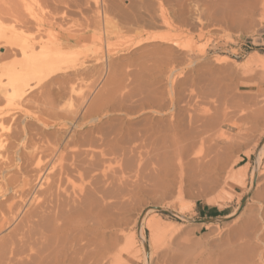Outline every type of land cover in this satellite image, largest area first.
Wrapping results in <instances>:
<instances>
[{
	"label": "rangeland",
	"instance_id": "1",
	"mask_svg": "<svg viewBox=\"0 0 264 264\" xmlns=\"http://www.w3.org/2000/svg\"><path fill=\"white\" fill-rule=\"evenodd\" d=\"M86 1L0 0V36L14 42L20 39L19 34L21 33L26 36L37 34L35 27H22L15 21V17L10 15L11 9L16 7L20 12L25 11V8H30L35 21L45 24L40 33L45 39L60 33L88 36L90 32L96 35L95 26L89 25V18L95 17V0H88L91 1L88 5L85 4ZM108 1L111 3L114 0ZM128 2L135 7L134 13L142 12L144 20L139 26L127 29L126 24L122 22L123 17L112 14L116 24L115 27L112 25L111 29L108 28L109 42L104 41L100 51L101 53L103 50L101 62L106 63L105 71H101L100 74H96L95 71H93L94 75L93 72L92 74L87 73V70H90L88 68L95 65V61L82 45L80 46L81 52L77 53L73 60L67 62L69 65L76 64L77 66L84 62L87 67L82 70V74L71 75L68 78L48 79L49 83L46 81L36 84L30 81L31 87L28 86L30 94L27 92V97L21 98L11 85V79H15L18 83L21 82L19 79L23 70L19 63L20 53L17 52L14 55L16 51L0 46V56L1 54L3 56L0 58V86L2 85L0 89H3L0 93V113L4 112V115H9L11 112L12 115L10 114L8 118L13 116L9 121L7 119L5 123L0 124V134L12 135L14 132L13 134L17 135L21 132L18 130L19 126L23 129L30 127L29 131L32 130L30 133L33 134L40 133V129H43L36 140L40 146L41 144L49 146L52 143L48 141L53 139L54 130L60 126V128H68L71 131H86L92 123L87 126L88 128L78 126L77 129L76 122L81 119L83 113L98 111L97 106L103 107L104 105V114L111 117L113 124L117 126L125 122L120 125L124 127L122 128L124 132L119 137L125 136L127 141L126 137L131 135L128 137H131L128 139L131 145L135 143L134 141L137 143L139 138L138 141L142 143L145 141V145H140L141 143L138 142L140 147L137 144H134L137 147L132 145L139 150V153L134 151L135 148L132 150V153H135L134 158L137 159L136 164L138 157L148 156L146 160L142 158L144 164L142 163L140 167L142 166L143 169L141 173L136 174V178L137 175L141 176V180L144 178L142 183L138 180L140 177L137 178L140 189L135 191V194L121 198L124 205L121 206L122 208L120 206L115 208L114 212H117L119 218L120 216L125 218L123 221H127V225L134 231L138 229L136 232L143 226L148 251H150V231L144 220H139L143 210L147 212L152 208L153 211L149 212V215L157 213L167 221L180 223L179 230L167 237L165 248L158 252L152 264H161L165 257H170L168 264H264V259L258 255L260 252L264 253V247L257 250L253 258L247 259L243 255L248 237L250 241L257 242L258 238L254 235L255 230L262 231L263 228L264 231V150L262 151L264 146V70L237 64L238 61L243 62L252 52L264 53V7H262L264 0H147L145 3L140 0H124L125 8L133 12ZM86 6L88 9H85ZM90 6H92V11L89 10ZM161 14L169 17L171 29L162 23ZM171 31H175L174 33L182 37L179 46L160 40V35L165 36ZM101 35L105 36L104 31ZM183 35L194 37L197 42L196 46L201 45L202 49L187 46ZM3 42L4 40H0L1 45H4ZM7 49L10 53L12 52L11 55L8 54ZM110 53H113V58H110ZM218 58L227 59V61L218 62ZM109 60H113L112 65ZM73 70L70 69V73ZM170 74H174L172 79L168 77ZM125 107L131 108L132 111L127 112ZM70 114L75 117L74 122L70 120L72 119ZM178 116H181L180 119L183 118V125H189L187 129L185 125L184 128L182 127L183 131L186 130V132L182 131V134H186L193 128L195 131L191 130L192 134L197 132V135L192 136H195L198 140L194 138L195 143L198 142V144L194 146V140L190 141L193 147H190V158L193 160L198 156L200 159L206 158L205 155L201 157L202 154H209L206 160L205 158L201 160L202 163L206 162L205 164L209 161V169L211 167V170H214L208 174L218 179L219 184L215 188L213 183L211 186L203 184V187L202 185H196V187L195 184L191 186V183L186 184L182 194L183 201L179 200L181 196L178 194L176 184H172L174 180L169 179L168 182L167 178L164 177L163 180V177L157 174V171L160 173L163 169L161 167H164L162 166L164 165L163 159L159 156L163 154L161 145L158 144L156 147L157 144H152L153 137L150 138V134L143 137L145 128H149L152 124L156 128L160 124L164 126L167 124L165 120L169 121L174 118L177 120ZM16 117L20 121L17 122L22 125L16 124ZM180 119L179 121H182ZM25 120L28 123H25ZM12 121H15V124ZM106 121H108L107 118L102 123L110 125L111 122ZM127 121L131 124L129 125ZM106 124L104 126L108 125ZM148 124L149 127L146 126ZM129 128L131 131L134 128L132 134L126 131H130ZM15 130L18 132L16 133ZM133 134L137 136L135 137L137 140L133 139ZM42 135L43 139H40L39 136ZM145 137L150 139L147 140ZM15 141L12 143L20 142ZM40 141H42L41 144H39ZM45 141H47L46 144ZM128 148L131 150V147ZM155 149L158 150L156 154ZM130 150L127 149L129 157L132 155ZM11 153L9 156L15 161L14 167H11L16 169V154ZM136 153L139 154H137L138 157ZM148 153L151 157L153 155V162ZM158 156L156 161L154 157ZM160 158L162 160H159ZM208 159L211 162L215 160L219 167L224 164L222 166L224 168H219L217 165L214 167L215 163L211 165ZM2 160L9 162L10 159ZM154 161L158 163L161 161V167L159 164L157 167ZM115 164L114 162L113 166ZM145 164H148L147 168ZM185 164L188 170L195 167V163L191 165L186 162ZM118 165L120 164H116L117 168ZM240 165H247V185L242 186L244 184L223 179L227 178V170ZM148 167L153 172L150 173ZM204 167L201 166L198 170L206 169L207 171V167ZM12 168L13 173L15 169ZM215 168H218V171ZM143 170L147 173L145 174ZM253 172L256 175L254 173L253 176ZM143 174L147 177L145 178ZM136 178L131 176L129 179L136 180ZM170 183L172 185H166ZM173 185L175 188L171 187ZM183 204L187 205L184 214L190 217L189 219L170 212L179 210ZM154 205H156L155 208H153ZM157 206L163 208H157ZM204 206L217 208L218 211L211 213L213 216L208 210L206 214L204 211L200 213V208ZM5 220L8 224L5 222L3 227L9 226L1 229L0 237L1 234L3 237L7 236L17 224L11 218L7 217ZM2 223L3 221L0 224ZM35 253L36 250L33 251V254ZM160 259H162L161 262L157 263ZM134 261V264H141L136 259ZM34 263L35 260L31 258L26 261V264ZM39 264H49L48 259Z\"/></svg>",
	"mask_w": 264,
	"mask_h": 264
},
{
	"label": "bare ground",
	"instance_id": "2",
	"mask_svg": "<svg viewBox=\"0 0 264 264\" xmlns=\"http://www.w3.org/2000/svg\"><path fill=\"white\" fill-rule=\"evenodd\" d=\"M123 1L124 0H114L110 3L108 0H95V17L89 18V25L95 26L97 32L96 35L90 32L88 33V36L73 33H60L53 37H49L48 39H45L40 34L43 31L45 24L35 21V16L30 8H25V11L23 12H20L17 7L11 9L10 15L15 17L17 23H20L22 27L26 28L35 27L37 32L36 35L31 36H26L21 33L19 34L20 39L14 42L0 36V40H4V45H1L2 43H0V46L9 47L11 51H16V53L13 52L14 55L19 52V55L21 56V60L19 61L23 70L19 79L21 82L18 83L15 79H11V85L15 93L21 98H26L29 93L28 89L31 87L30 81H34L37 84L46 82L48 79L54 80L60 77L68 78L71 75L82 74V70L87 67L84 62L79 63L78 66L76 64L69 65L67 63L73 60L77 53L81 52L82 49L80 46L82 45L89 52V56H92L95 61V65L88 68L90 70H87V73L90 72L92 74V72L95 71L96 74H100L101 71H105L106 63H104L105 61L103 63L101 62V60H103V56L101 55L103 50L101 53L100 51L104 44L103 42L109 39L108 28L112 25L115 27L116 24V20L112 14L114 16L121 15L123 17L122 20H124L122 22L126 24L125 27L127 29L132 26H139L144 20L142 12L134 13L135 7L131 6L129 2L128 5H130V8H133V12L128 10V8L126 9L125 4L127 3L124 2V4ZM146 1L147 0H140L142 3H145ZM90 2L87 0L85 4L88 5ZM86 7L87 8L85 9H88V6ZM91 7L92 6L89 7V10L92 11ZM161 15L162 23L171 29L170 21L168 20L169 17L167 18L164 14ZM103 31L105 36L101 35V32ZM174 32H168L165 36L163 34L160 35L161 38L159 36L158 38L163 42L165 41L174 46H179L182 37ZM184 37V43L187 46L202 49L201 45L200 47L196 46L197 42H195L194 37L189 35ZM108 42L109 40L107 43ZM11 53L9 51L8 54L11 55ZM112 55L113 53L110 55V58H113ZM2 57L1 54L0 58ZM109 61L110 64L111 62L113 63V60ZM226 61L227 59L221 60V58H218V62ZM238 62L239 63L237 64L247 66V68L256 67L264 70V53L257 51L252 52L243 62ZM110 64L108 65L109 67L112 65ZM70 69H74L72 73H70ZM95 72H93V75ZM172 76L174 77V74H170L168 77L172 79ZM47 83L49 82L47 81ZM28 86L30 87L28 88ZM0 87H2V85ZM2 92L3 89H0V93ZM97 107L98 111L94 110V112L91 113L84 111L85 113H83L81 119H77L79 120L76 122L77 129L78 126L87 127L92 123L89 128L87 127L88 129H86V131H71L68 130V128H60L61 126L58 124L60 127L54 130L55 132L52 131L54 134L53 139L51 138L52 142L48 141L50 139L49 137L47 138L48 143L52 144L47 146V141H45L47 147L41 144L42 141L39 142L42 146L38 145L36 140L38 139L37 136L40 135L43 129H40L41 131L40 133L38 132L39 134H33L30 133L32 130L29 131L31 128L26 125L29 127L28 129H23L19 126L20 129L18 130L21 132L17 135H14V132L12 135L10 133V135L0 134V190H2L0 191V218L3 219V223L0 224V232L1 229L3 230V228L9 226L6 225L3 227L6 223L8 224V221L5 220L7 217L8 219L11 218V220H14V223H17L7 236L5 235L3 237L1 234L0 264H26V261L29 258L35 260L34 264H39L41 261H46L47 259L49 264H134L135 259L140 261L141 264H152L154 257L159 254L158 252H160L162 248H165L167 237H170L179 230V222L167 221L157 213L149 215L148 213L153 211L152 208L147 212H145L146 210H143L139 220H144L150 231V251H148L143 226L138 232H136L138 229H135L136 231H134L132 227L127 225V221H123L125 218H121L120 216V219L118 214H116L117 212H114L115 208L124 205L121 198L132 195L133 193L135 194V191L140 189V183H138V180H141V176L137 175L140 177V179L137 180L138 177L136 178V174L141 173L143 168L142 166L140 167V165L142 163L144 164L143 159H148V156H144V158L142 156L143 159L138 157L139 150L134 147L136 146L134 144H137L138 146L140 143V145H145V141L143 142L144 144L138 141L140 138L137 140V138H135L137 136H135L134 133V136L132 135V137L137 140V143L134 141L135 143L132 144L134 145L132 147V145L128 143V139L131 138L128 137L131 135H126L127 141L124 138L125 136L119 137L120 134L122 135L124 132V127L120 125L125 122H121L122 120L120 121L118 119L121 124L116 126L115 123L113 124L111 117L108 114H104L103 110H105V106ZM97 107L95 108L97 109ZM125 109L127 112L132 111L131 108L128 109L125 107ZM9 113L12 115L11 112ZM10 114L4 115V112H1L0 124L5 123L7 119L9 121L11 117L13 118V116L8 118ZM69 116H71V114ZM180 117L178 116L179 119ZM17 118L18 117H16V119ZM105 118L111 122L110 125L107 123L109 126L106 123H102ZM16 119V124H21L19 123V119ZM74 119L75 117H72L70 120L73 121ZM174 119H170L169 121L165 120L167 124H164V126L163 124H160L158 125L159 127L156 128L154 127V124L150 127L148 124L146 126L149 128L142 129H144L143 137L150 134V138L153 137L152 144H157L156 147H158V144L161 145L160 148L163 150L161 152L159 148V151L163 154L161 156L159 155L160 153H158V155L162 157L163 160L161 158L159 160H162L164 165L161 164V161L159 163L156 162L159 156L154 157V159L156 158L154 163H157V167L158 164L159 167H161L160 164L164 166L161 167L163 168L160 172L162 176L156 170L157 174L160 175L158 176L163 177V180L164 177L167 178V181L169 179H171V181L174 180L175 182L173 181L172 184H176L178 194L181 196L179 200L183 201L182 194L184 193L186 184L191 183V186L192 184H195V186L202 185L201 187H203V184H209V186H211V183H213L214 188L216 185L219 186L218 179L213 177L212 174H208L214 170L213 168L217 164L215 163V160L214 162H211V160L208 159L210 160L211 165L215 163L214 167L212 166L213 170H211V167L209 169L208 166L209 161L207 164H205L206 162L204 161V163H202L203 158H205L203 156H206L204 159L206 160L208 158L207 155L209 154L203 153L201 156L203 157L201 158L202 160L199 158L200 156L196 159L193 157L195 160L190 158V150L193 148L191 147L190 141L194 140L193 145L198 144V142L195 143L197 140L195 136H192L197 135V132H193L192 134L191 130L195 131L192 127L193 129H190L189 132L182 134V131L184 130L183 128L187 124H184L185 126L183 125V118L180 119L182 121H179V119L176 120V118ZM15 121H12V123ZM24 122L26 123L27 121L25 120ZM71 123L72 122H70V124ZM127 123H129V125L131 124L128 121ZM104 124L108 127L104 126ZM188 126H186L185 129H187ZM133 130L131 131L130 129V131H126L128 133L130 132L129 134H132ZM183 132H186V130ZM139 136L140 135L138 134V137ZM42 137L43 135L39 136L40 139H43ZM143 137L141 138L143 139ZM14 138L17 142H20L15 144L12 143L13 141L16 142L15 140L12 141ZM122 139H124V141ZM138 142L140 143L138 144ZM127 143L130 144V146H128ZM126 146L131 147V150ZM127 149H129L134 156H127ZM153 149L154 148H152V151L154 152ZM132 150L138 152L136 153V155L138 154L137 164V159L134 158L135 153H132ZM263 150L264 146L262 148V151ZM156 151L158 150L155 149V154L157 153ZM13 152L16 154L15 159L17 161L15 163V170L11 167L15 161L9 156L10 153L14 154ZM197 152L199 155V151ZM148 155L150 156L149 153ZM152 157L150 156V158ZM4 158L10 159L9 162L3 161L2 159ZM114 162L116 164L119 163L121 167L118 165L119 167L117 168L116 164L113 166ZM151 162H153V158ZM186 162L191 165L195 163V167H191L188 170V167L185 164ZM146 165L148 164L144 165L145 168H147ZM258 165L259 162L257 167ZM201 166L207 167V171H205L206 169L198 170ZM217 166L219 167V165ZM11 168L14 170L13 173L11 172ZM149 168L150 167H148V169ZM129 169L136 173H132ZM215 169L218 171V168ZM247 169V165H240L237 168L227 170V178H223V174L222 178L226 179V181L228 179V181L232 180L244 184L242 186H245L247 185ZM149 172L151 173L153 171H150L149 169ZM254 173L255 172H253V176ZM131 176L136 178L137 181L129 179ZM146 177L147 176L145 175V178ZM142 180L141 183L144 181ZM172 184L170 183L166 185ZM167 187L168 186H166V188ZM171 187H174V185ZM155 207L156 205L153 206V208ZM186 207L187 205L183 204L179 210H172L170 212L189 219L190 217H187L184 214ZM157 208L163 207L157 206ZM128 223L130 222L128 221ZM254 235L258 238L257 242L250 241V237H248L247 245L244 247L243 255L247 259L253 258L255 253H257V250L264 247L263 228L262 231L256 229ZM173 247H175V245ZM35 250L36 253L33 254V251ZM171 253L169 255H171ZM258 255L261 259H264V253L260 252ZM163 257H165V255H163ZM169 258L165 257L163 260L160 259L157 263H160L162 260L161 264H168Z\"/></svg>",
	"mask_w": 264,
	"mask_h": 264
},
{
	"label": "crops",
	"instance_id": "3",
	"mask_svg": "<svg viewBox=\"0 0 264 264\" xmlns=\"http://www.w3.org/2000/svg\"><path fill=\"white\" fill-rule=\"evenodd\" d=\"M208 210V212H210V214L211 213H214V212H216V211H218L217 210V208H211V207H209V208H206L205 206L203 207V208H200V213H202V211H204L205 212V214L207 213L206 211ZM212 215V214H211ZM210 215V216H211ZM213 216V215H212Z\"/></svg>",
	"mask_w": 264,
	"mask_h": 264
}]
</instances>
